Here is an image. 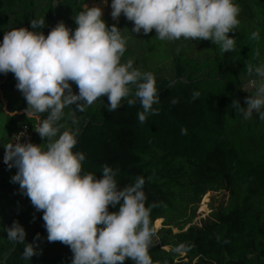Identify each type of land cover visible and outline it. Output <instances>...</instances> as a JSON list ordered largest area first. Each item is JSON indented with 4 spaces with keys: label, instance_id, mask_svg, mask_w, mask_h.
I'll use <instances>...</instances> for the list:
<instances>
[{
    "label": "trees",
    "instance_id": "16d2710c",
    "mask_svg": "<svg viewBox=\"0 0 264 264\" xmlns=\"http://www.w3.org/2000/svg\"><path fill=\"white\" fill-rule=\"evenodd\" d=\"M86 1L0 0V41L10 20L30 28L31 19L45 18L48 33L54 27L53 17L65 7L78 14ZM234 2L249 13L254 24L250 27L242 22L228 34L235 41L231 51L221 52L211 40H203L207 57L198 60L181 52L175 55L172 74L154 77L159 103L153 108L157 113L148 114L143 124L137 115L143 111L139 99L132 106L122 101L112 112L107 109V96L97 98L84 111L76 105L66 106L56 122L57 135L67 123L77 140L73 151L85 154L81 174L99 177L102 167L108 165L117 170L120 188L133 184L137 177L144 178L145 206H152L150 226L158 216L165 218L163 225L168 226L154 235L149 247L153 264H264V120L256 113L245 119L232 107L234 100L245 106L248 88H243L242 79L257 77L249 76L246 66L264 64V0ZM70 26H77L74 20ZM253 32H258V39L251 38ZM149 34L143 43L147 51L143 61L156 64L167 58L165 40L155 41ZM129 53L126 50L122 56ZM15 85L11 72L0 79L7 100L6 112L0 102L5 123L0 146L22 124L33 133L30 142L46 146L47 139L43 141L34 126L47 113L40 114L38 122L35 116H27V103L11 98L20 93ZM193 91L200 93L196 99H192ZM173 98L178 103L172 104ZM181 129H186V134H181ZM16 171L15 166L9 168L0 160V219L11 210L0 226L18 221L25 228V243L33 242L39 234L35 241L39 254L26 262L22 259L25 245L10 241L7 232L0 230V264H70V248L59 241H47L42 210L37 211L19 184L12 182ZM207 191L227 192V201L212 210L200 226L172 232L170 225L182 229L190 222L180 219L187 206L195 208ZM206 201L204 196L200 211H207ZM115 210L109 206V211ZM156 236L159 243L154 244ZM183 258L187 260L183 262ZM123 264L134 262L125 260Z\"/></svg>",
    "mask_w": 264,
    "mask_h": 264
},
{
    "label": "clouds",
    "instance_id": "9594fccd",
    "mask_svg": "<svg viewBox=\"0 0 264 264\" xmlns=\"http://www.w3.org/2000/svg\"><path fill=\"white\" fill-rule=\"evenodd\" d=\"M110 7L113 19L123 14L133 23L131 32L148 34L154 29L159 40H211L221 52L235 47L228 35L239 23L240 9L234 0H111ZM73 19L75 29L60 21L47 35L35 31L44 27L45 18L31 19L30 28L5 31L0 41V73L14 75L27 103V116L47 113L34 130L48 141L43 147L19 139L9 143L4 146V163L16 167L12 182L19 184L37 211L42 210L47 241L70 248V264H123L125 260L153 264L148 250L155 228L150 226L152 206H145L144 178L120 188L117 170L108 165L99 177L81 174L85 154L73 151L77 140L72 132L57 135L56 122L66 106L84 111L97 98L107 96V109L112 112L122 101L132 106L139 99L143 111L137 115L143 124L148 114L157 113L155 78L135 68L132 60L121 63L126 40L116 24H106L101 7L87 5ZM251 38L258 39V32ZM246 67L249 76L255 74L259 80L245 106L234 100L232 107L245 119L256 113L264 120V64ZM70 82L78 92L73 93ZM199 95L193 91L192 99ZM171 103L178 100L173 98ZM186 131L181 129V134ZM110 205L116 210L109 211ZM0 230L7 232L10 241L25 245L22 259L26 262L39 254L35 243L39 234L25 243V228L18 221Z\"/></svg>",
    "mask_w": 264,
    "mask_h": 264
},
{
    "label": "rangeland",
    "instance_id": "374dc122",
    "mask_svg": "<svg viewBox=\"0 0 264 264\" xmlns=\"http://www.w3.org/2000/svg\"><path fill=\"white\" fill-rule=\"evenodd\" d=\"M111 0H108L107 3H104L103 0H88L84 3L83 8H85L87 5L89 7L92 6H99L102 9L103 12V19L105 20L106 24L110 27L113 24H116L119 29H121V35L126 40V50H130L131 53L125 55L124 57H121V63H125L128 60L133 61V66L135 68H138L142 72H151L154 77L156 76H165V75H171L172 74V58L177 55L178 53H182L188 57L196 58L198 60H201L208 56L206 43L203 40H186L184 38H180L178 40H172L164 41L165 45V53L167 55V58L165 60H160L158 63L153 64L150 61H143V57L146 55V49L144 47V40L145 35L143 31L140 33L131 32V29L133 27V23L125 18L123 14L119 16L118 19H113L110 15L111 13ZM38 12V11H37ZM38 15V14H37ZM76 12L70 10L68 7H65V10L63 13L59 14L58 17H53L52 24L55 26L58 22L63 21L66 26H68L71 29H75L70 26V22L73 21L76 16ZM249 13L244 10L243 8H240L239 14L237 16V19L239 21L238 25L242 22H246L250 27L254 24L249 20ZM39 19V16L37 17ZM21 27L15 24L12 20L9 21L8 25H6L5 31L11 30L12 28ZM46 27L47 24L45 23L44 27L39 29H35V31H42L45 35L46 33ZM153 40L157 41L155 30L153 29L149 34ZM179 49V50H178ZM147 56V55H146ZM253 77H244L242 79L243 88L247 84V81ZM72 86L73 93L78 92L77 86L70 82ZM245 90V89H244ZM251 94V92H250ZM249 94V95H250ZM4 93H2V96ZM12 99H14L17 103L26 102L24 99L22 93H14L11 95ZM6 101V100H5ZM4 103L6 104V102ZM5 110H7L4 107ZM252 116L249 119H251ZM4 116L0 113V139L4 135ZM61 132L59 134H62L63 131L69 130V126L67 123H63L61 125ZM0 154H1V146H0ZM206 196V205H207V211H200L201 202L203 200V197ZM227 192L224 191H207L203 196H201L200 201L198 202L197 206L193 208L191 204H189L186 208V215L185 217L180 219V222L183 220L190 219V222L183 224V228L180 229L179 226L175 227L174 225H170L172 232H179L180 230H184L188 228L191 225H197L200 226L203 222V220L209 218L211 215V211L217 209L218 205L222 202L225 203L227 201ZM11 214V210H7L6 213L3 215V217L0 219V221L7 220L9 215ZM165 218L158 216L153 219L152 221V227L155 228V234L162 228V227H168L167 225H163ZM174 223V222H173ZM159 243V238L156 236L154 238V244ZM165 249H168V246H164ZM184 254L181 253L180 256H183ZM187 259L183 258V262H185ZM182 262V263H183Z\"/></svg>",
    "mask_w": 264,
    "mask_h": 264
},
{
    "label": "built area",
    "instance_id": "2783aa9c",
    "mask_svg": "<svg viewBox=\"0 0 264 264\" xmlns=\"http://www.w3.org/2000/svg\"><path fill=\"white\" fill-rule=\"evenodd\" d=\"M5 75L6 74H4V76ZM258 80H259L258 77H253V78H250L248 80V82L246 84V87L248 88V96H249L250 92L252 94V92L255 91V87H256ZM32 134H33L32 131H30V129L26 125H24V124L19 125L16 128V130L13 133H11L7 143L4 146H6L9 143H16L18 139H19L20 143L30 142L31 138H32ZM4 153H5V149L3 147L2 158H0V160H2V161H4V159H3Z\"/></svg>",
    "mask_w": 264,
    "mask_h": 264
},
{
    "label": "crops",
    "instance_id": "0c3cea01",
    "mask_svg": "<svg viewBox=\"0 0 264 264\" xmlns=\"http://www.w3.org/2000/svg\"><path fill=\"white\" fill-rule=\"evenodd\" d=\"M5 76H6V75H5ZM5 76H4V74H1V73H0V79H1V78H4ZM5 100H6V99H4V97L2 96V91L0 90V102L2 103L1 110H3V111L6 112V110L4 109V107L6 108L7 100H6V101H5ZM4 101L6 102V104L4 103ZM35 117H36V120H37V122H38L39 117H38V116H35ZM3 147H4V144L1 145V154H2V151H3Z\"/></svg>",
    "mask_w": 264,
    "mask_h": 264
}]
</instances>
